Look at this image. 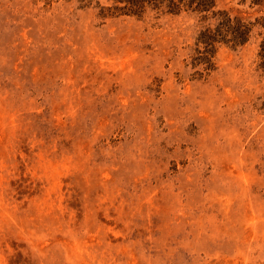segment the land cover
<instances>
[{"label": "rangeland", "instance_id": "rangeland-1", "mask_svg": "<svg viewBox=\"0 0 264 264\" xmlns=\"http://www.w3.org/2000/svg\"><path fill=\"white\" fill-rule=\"evenodd\" d=\"M199 29L0 0V264H264L259 41L196 80Z\"/></svg>", "mask_w": 264, "mask_h": 264}, {"label": "trees", "instance_id": "trees-1", "mask_svg": "<svg viewBox=\"0 0 264 264\" xmlns=\"http://www.w3.org/2000/svg\"><path fill=\"white\" fill-rule=\"evenodd\" d=\"M45 1L50 4L53 0ZM75 1L81 8H97L103 18H142L150 12L196 15L200 29L187 65L193 70L192 76L196 80L206 79L216 70V56L220 48L237 50L253 40L259 41V67L264 72V0H238L239 5L261 13L254 19L218 9L216 0H104L107 5L102 0Z\"/></svg>", "mask_w": 264, "mask_h": 264}]
</instances>
